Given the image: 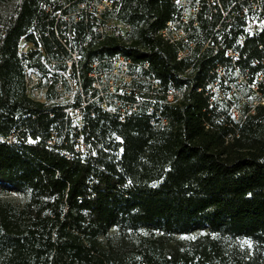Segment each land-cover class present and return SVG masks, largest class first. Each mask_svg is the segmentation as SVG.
<instances>
[{"label":"trees","instance_id":"trees-1","mask_svg":"<svg viewBox=\"0 0 264 264\" xmlns=\"http://www.w3.org/2000/svg\"><path fill=\"white\" fill-rule=\"evenodd\" d=\"M43 1L51 0H0V183L27 184L33 193L24 208L6 204L0 210V264H68V255L72 264H264V28L245 33L255 13L250 0H197L196 16L184 24L187 39L176 44L154 35L181 19L174 0H120L118 17L136 35L130 44L106 37L83 47L85 92L89 61L124 55L134 61L131 71L155 77L162 92L178 88L183 96L169 102L139 92L140 99L129 98L141 101L138 109L124 121L123 104L111 112L93 100L83 108L81 127L65 111L68 103L55 102L53 87L46 102L26 92L23 38L37 47L31 64L43 70V53H67ZM256 1L264 14V0ZM88 27L76 23L80 40ZM242 75L247 79L239 81ZM210 80L219 81L226 101L210 102ZM232 86L239 92L234 98ZM240 92L245 102L238 101ZM228 102L241 108L239 121ZM81 103L77 94L71 105ZM152 104L165 125L151 123ZM79 137L85 153L76 149ZM114 225L118 239L104 243L99 236L110 239ZM197 230L196 238H181ZM177 232V254L169 252V240L151 238Z\"/></svg>","mask_w":264,"mask_h":264},{"label":"built area","instance_id":"built-area-1","mask_svg":"<svg viewBox=\"0 0 264 264\" xmlns=\"http://www.w3.org/2000/svg\"><path fill=\"white\" fill-rule=\"evenodd\" d=\"M183 8L182 20L187 23L191 18H186L187 12L184 10L188 4L187 0H174ZM250 6L254 11L260 12L261 6L256 0H250ZM43 9L52 16L54 21V32L59 44L66 50V54L59 58H51L44 54V63L47 64V69L43 70L38 66L31 64L30 51L37 48L33 42H26L24 38L20 43L19 54L23 62L26 73V92L28 96L36 101L46 102V93L49 88L53 87L55 92V102H65L69 106L65 108L67 114H70V119H74L82 126L83 108L87 107L90 101L99 100V105L111 112L116 111L118 106L119 116L122 121L137 110L141 101L129 100L131 96L138 97L139 92L148 94L147 99L151 97L164 96L166 101L174 102L183 96V90L172 88L166 92L160 91L161 85L155 77L149 75L144 77L137 70L131 71L130 65L134 61L120 55L116 58L96 57L89 61L90 67L87 77L91 82L89 93L85 92L83 84V75L81 74L80 66L82 62V49L89 45L91 41L98 42L106 37H112L119 42L130 44V25L118 17L120 10V0H51L49 3L43 1ZM200 8V6H199ZM198 8V9H199ZM247 13L244 8L240 15ZM197 14V12H196ZM196 16V15H195ZM193 16V17H195ZM226 16V13H224ZM192 17V18H193ZM84 22L87 26V38L80 40L75 28L76 23ZM180 21H167L166 25L154 31V35L160 37L163 42L176 44L179 40H186L188 32L179 26ZM193 25L198 26L195 19ZM58 49L59 47L56 46ZM39 49L43 50L42 46ZM189 49L180 51L177 59L182 60L187 55ZM228 55L236 58L238 53L232 49L228 50ZM235 62V60H233ZM63 65V68H60ZM143 68L149 70V63H145ZM222 76L224 71L218 66L216 69ZM211 72V71H210ZM261 78V77H260ZM247 77L242 75L239 81L246 80ZM143 82V88L134 84V81ZM149 85V86H148ZM209 89L206 94H210V102L215 99L227 100L225 90L220 86L219 81L209 82ZM203 88L200 87L201 91ZM235 87L232 86L230 92H234ZM94 93V97H92ZM77 94H80L81 105L72 107ZM133 94V95H132ZM121 97H120V96ZM124 97V98H122ZM128 97V98H127ZM138 99H140L138 97ZM113 103V104H110ZM230 105V113L235 121H239L243 117L241 108L234 103L228 102ZM115 104V105H114ZM148 113L156 114V118H151V123L155 126L165 125L167 119L161 114V111L155 110L152 104L148 108ZM69 116H67L68 118ZM232 134L227 136L231 139ZM84 137L77 138V150L82 152L85 148ZM15 139L14 135H10L7 140L12 142Z\"/></svg>","mask_w":264,"mask_h":264},{"label":"rangeland","instance_id":"rangeland-1","mask_svg":"<svg viewBox=\"0 0 264 264\" xmlns=\"http://www.w3.org/2000/svg\"><path fill=\"white\" fill-rule=\"evenodd\" d=\"M188 1V4L186 6H188L187 8H185L184 10L187 12V15H186V18H192L193 16L196 15V12L199 8V3L198 1H194V0H187ZM216 1V0H215ZM211 4H213V0H210L209 1ZM179 5V4H178ZM264 28V14H262V12H258L256 11L254 13V15H251L249 18H248V21H247V24L246 26L244 27L245 29V33L246 34H250V35H256L258 34L262 29ZM136 35L135 32H133V35L130 33L129 35V39H132L134 38ZM245 39V35L243 37H241V41L243 42ZM140 73V72H138ZM236 77L238 78V74H236ZM230 83V81H229ZM231 85V83H230ZM236 87V86H235ZM237 91V87H236V90L234 92H231V93H234V94H230L228 93L229 95L232 96V98H234L237 93L239 92H236ZM240 95L241 97L238 98V101H246V98H245V94L240 92ZM254 105L257 104V102H254L253 103ZM122 140V139H121ZM15 141V139L13 140V142ZM123 142V141H122ZM84 150L82 152L85 153L86 151V145L84 146ZM6 185H4L3 183H0V210H4V208L8 209V207L6 206V204H11L13 205V207L15 209H22L24 208V206L27 205L28 201H30L33 197H32V192L30 190V187L27 185V184H22L21 185H17V184H8L7 183V186L10 187V188H7L5 187ZM4 206V207H2ZM87 211L84 210V213ZM119 230V227L117 225H114V226H111L108 228V233L111 234L110 236V239H108V235L107 234H101L99 236V238L102 240V241H106L104 243H108L110 241H115L118 239L119 237V234L117 235V232L119 233L120 231ZM206 230L208 231V228H206ZM205 230V231H206ZM193 233V234H192ZM191 235L190 234H184L181 238L185 239V240H189V237L191 238H196L201 232L199 230L195 231V232H192ZM179 235L180 233H175V234H159L157 233V235H153V237L151 238H155V239H166V240H169V244L167 245L168 248H170L169 252L171 254H177L179 253ZM194 235V236H193ZM172 238H174L172 240ZM129 241V240H128ZM13 243H15V241L13 242H9V248H15L13 246ZM240 244L242 245V248L245 250H249L248 247L245 245V243H241ZM239 244H237L238 246ZM3 250H6V249H3ZM65 260L67 261L68 264H72V257L70 255L66 256L65 257Z\"/></svg>","mask_w":264,"mask_h":264},{"label":"flooded vegetation","instance_id":"flooded-vegetation-1","mask_svg":"<svg viewBox=\"0 0 264 264\" xmlns=\"http://www.w3.org/2000/svg\"><path fill=\"white\" fill-rule=\"evenodd\" d=\"M187 7H188V6H187ZM187 7H186V8H187ZM182 9H183V8H182ZM179 21H180L179 26H180V27H183V28L185 29V26H184L185 23L183 22L182 17H181V19H180Z\"/></svg>","mask_w":264,"mask_h":264}]
</instances>
